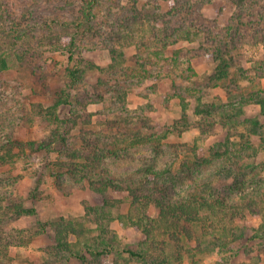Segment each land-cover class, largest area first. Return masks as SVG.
<instances>
[{
    "label": "rangeland",
    "instance_id": "374dc122",
    "mask_svg": "<svg viewBox=\"0 0 264 264\" xmlns=\"http://www.w3.org/2000/svg\"><path fill=\"white\" fill-rule=\"evenodd\" d=\"M85 1L0 0L6 12L0 18V55L8 60L0 70V152H5L0 201L32 210L5 213L4 226L23 229L28 237L11 244L1 264H140L118 249L97 256L86 251L87 245H98L101 225L119 249H136L144 237L119 217L131 196L125 190L95 189L100 176L135 179L149 166L176 169L187 157L188 176L177 190L203 178L208 186L200 193L210 198L264 193V113L255 102L264 95V0H99L89 19ZM174 6L177 14L168 15ZM155 18L170 20L172 27L189 24L190 37L156 35ZM132 28L135 37L126 40L123 35ZM217 48L228 62V76L215 82L209 79L217 63L210 50ZM118 53L122 56L114 58ZM72 70H77L73 79ZM67 94L74 105L54 106ZM182 99L189 126L168 134L159 152L150 142L129 143L130 136L159 133L180 120ZM198 102L216 106L210 118L217 123L195 113ZM242 102L243 117L260 121L257 134L249 122L220 121L222 105ZM34 104H40L41 113ZM127 110L131 116L125 121L121 113ZM61 120V137L51 140ZM114 135L126 139L112 154L105 140ZM227 136L236 143L230 151L220 145ZM242 136L254 148L242 146L247 140ZM50 140L48 149L29 144ZM193 148L202 162L195 164ZM216 150L229 155H215ZM261 220L246 212L234 220L243 234L230 238L225 249L194 248L182 264H264V237L251 238ZM54 221L72 224L76 233L66 239L84 259L58 246Z\"/></svg>",
    "mask_w": 264,
    "mask_h": 264
},
{
    "label": "trees",
    "instance_id": "16d2710c",
    "mask_svg": "<svg viewBox=\"0 0 264 264\" xmlns=\"http://www.w3.org/2000/svg\"><path fill=\"white\" fill-rule=\"evenodd\" d=\"M98 1L99 0H86L85 3H83L85 4L84 15L87 19L92 17L91 10L96 4H98ZM2 10L3 9L0 7V18L5 17L4 15L6 12H2ZM173 10H169L167 14H177V6H174ZM157 11L155 10V12ZM134 17L133 23L138 22V19H136L137 17ZM169 21L170 20L155 18L151 25L154 28H157L158 32L153 33L162 36L164 39H169L171 37L174 40H179L180 38L190 37L191 32L189 30V24L180 23L172 27ZM76 22L74 24L77 27ZM83 23L84 26L85 23L88 27L92 26L89 22H80V24ZM81 27L82 26H80L79 29ZM134 28L127 30L124 33L123 36L126 40L135 37L136 30ZM84 29L86 30L85 27ZM75 33L76 32L71 33V38H74L73 35ZM210 51L217 63L214 72L211 76H209V79L214 80L215 82L220 81L228 76V62L219 48ZM121 56L122 54L118 53L116 57L114 55V58ZM7 65L8 60L6 56L0 55V70L7 68ZM76 73L77 70L71 71L72 79L73 77H76ZM122 98L123 95L121 94L116 98L114 97L113 100L117 103ZM100 99H104L103 95L98 96V99L95 98L96 101H99ZM255 100V102L261 105V111L264 113V95L260 97L258 96ZM61 104L74 105L73 99H71L68 94L57 98L54 106L57 107ZM243 104L244 102L239 103L236 106L222 105V107H220L221 109L218 110V115L222 117L220 121L223 125L230 126H236L239 123L249 122L251 125L250 131L257 134L258 128L260 127V121L257 117H243L245 114ZM187 105V100L182 99L183 114L181 119L173 124H169L162 132H152L149 134L137 133L128 138L130 139L129 143L136 144L150 142L152 143L155 152H159L161 150V141L165 139L168 134L173 133L176 130L181 132L184 127L189 126V119L186 113ZM34 106L36 108L35 111L37 113H41L39 110L41 107L40 104H34ZM196 106L195 113H201V117L204 121L207 120L208 122L211 121L213 123H217L210 118V116L214 115L213 108L216 106L205 107V104L202 106L200 102H198ZM126 112V114L121 113V118L128 121L130 119L131 112L128 110ZM64 125L65 122L63 120L58 122V126L54 130L51 140L57 139L58 136L61 137L60 127ZM242 137L247 138V140H244L245 142L242 143V146L245 145L247 147L251 146L254 148L248 137ZM125 139L126 138H120L117 135L112 136V138H109L108 136L105 142L112 146H107V149L110 151L109 153H116L117 150L115 144L122 142V140L125 141ZM51 140L39 143L30 141L29 144L35 150L48 149L51 147ZM230 144L235 145L236 143L232 142L229 136L226 137L224 142H220V145H224L228 150L230 149ZM194 149L195 148H193V151H195ZM9 151L10 149L8 152ZM4 153L5 152H0V161L5 159ZM215 155H229V152L221 153L216 150ZM193 157L195 159V164L202 162L203 160L201 156L196 153V151L194 152ZM94 159H97V157ZM189 160L190 159L186 157V159L176 169L172 165L162 169H155L152 166H149L145 169L141 176L135 179L123 180L102 176L97 177L93 184L98 183L99 186L95 185V189L106 190L111 188L114 190H125L128 192L131 196L130 204L127 211L120 214L119 217L126 223L136 226L144 237L139 241L138 248L136 249L130 247L119 249L115 247V245H117L115 244L117 240H115V238L108 239L106 237L107 231L101 225L100 227L103 234L100 236L102 238L100 239L98 245H87L89 249H86V251L97 256L118 249L117 251L139 259L141 262L140 264H182L186 253H190L194 250V248L201 249V247H203L204 249H209L211 251L218 248V251L220 252L225 249L230 238H235L237 234L238 236L243 234L242 231L239 232L241 229L240 226L238 224L234 225V220L245 215L246 212L254 213L262 218L259 227L255 229L251 238L264 237V193H260V190H254L256 192L252 191L253 193L251 195L245 193L239 198H235L231 195L227 197L217 196L216 198H210L200 193L201 190L206 188L205 186H208V182H206L205 179L203 180V178H196L186 187L177 190L178 188L176 186L179 182H181L183 176H188L187 173L190 168L188 163ZM256 183L259 184V182ZM210 194L214 195L212 192H210ZM0 197H2V193L0 194ZM151 207L155 210L154 212H150ZM13 211H16L17 214H21L29 213L32 210L24 208L22 204L16 205L8 202L7 204H2L0 201V264L7 259L8 248L11 244L23 243L25 239H27V233L23 229L9 230L4 226V219L7 218L5 213L9 214ZM97 211L99 214V208ZM54 223L56 225V240L58 242V246L62 247V249L65 248L66 251H69L72 255H77L76 257L78 258L84 259L85 254L80 253L78 249L73 250V242L66 239V235L68 233H76L74 232V228L71 227L72 224L62 221H54ZM58 227H60V229H58ZM208 234H211L210 237L212 239L207 237ZM192 243H194L195 246H190Z\"/></svg>",
    "mask_w": 264,
    "mask_h": 264
}]
</instances>
